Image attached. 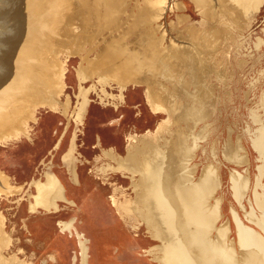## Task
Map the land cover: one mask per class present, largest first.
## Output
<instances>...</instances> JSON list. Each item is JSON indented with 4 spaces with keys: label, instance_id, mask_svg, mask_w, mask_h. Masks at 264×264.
Here are the masks:
<instances>
[{
    "label": "rangeland",
    "instance_id": "obj_1",
    "mask_svg": "<svg viewBox=\"0 0 264 264\" xmlns=\"http://www.w3.org/2000/svg\"><path fill=\"white\" fill-rule=\"evenodd\" d=\"M43 1L46 23L50 0ZM77 12L51 57L56 71L63 68L55 102L35 107L17 133L0 138V166L12 178L0 195V264H81L78 231L87 264H160L154 255L163 241L135 208L137 187L150 197L148 179L126 163L144 138L167 146L180 131L193 146L182 162L194 182L204 174L214 179L208 193L209 204L220 205L216 226L229 230L241 255L236 216L264 237L254 222L264 217L257 198L264 193V0H79ZM188 36L204 45L203 74ZM174 46L176 55L165 52ZM140 52L146 59L140 81L122 88L102 72L106 58L126 61ZM185 56L190 67L172 65ZM91 65L93 74L80 79L78 69ZM162 67L169 79L154 75ZM180 86L192 93L188 125L177 121L182 110L173 103L155 107L151 93L175 94ZM47 171L60 178L71 202L32 211L34 180ZM60 221H73V229L63 230Z\"/></svg>",
    "mask_w": 264,
    "mask_h": 264
},
{
    "label": "bare ground",
    "instance_id": "obj_2",
    "mask_svg": "<svg viewBox=\"0 0 264 264\" xmlns=\"http://www.w3.org/2000/svg\"><path fill=\"white\" fill-rule=\"evenodd\" d=\"M78 1L50 0L49 17L45 23L47 13L43 0H0V138L17 133L28 121L30 112L35 107L54 101L53 90L57 82L62 80L63 68L60 66L61 69L56 71L51 57L57 43L63 39L64 27L79 15ZM34 20L39 21L34 23ZM188 37L195 39L196 47L188 45L192 48L190 55L197 69H200L199 72L203 74L208 66L206 54L200 50L204 45L197 37ZM72 40L78 44L81 38L75 35ZM178 50V46H174L171 52H165L176 55ZM187 57H183L185 60L182 63L174 62L172 65L177 68L190 67ZM132 60H135L133 65ZM145 61L141 52L129 54L126 61L106 58V66L102 72H108L113 80L124 88L140 81L138 74ZM165 67L168 69V64H165ZM95 69L94 65H91L89 70L80 68L78 76L80 79H88ZM166 69L162 67L154 75L159 79H169ZM186 89L180 86L177 93L169 94L161 88L160 93H151L155 107H162L160 101L173 103L182 110L177 121L186 122L188 125L195 114L189 98L186 99L192 93ZM84 97L81 110L85 108L86 93ZM144 139V144L136 148V154L134 153L126 164L132 170L139 169L148 179L145 191L150 197H143V191L137 187L138 204L136 203L135 208L147 222V226L153 230V235L163 241L162 245L157 246L161 254L156 253L155 259L160 264H264V237L261 233L244 224L245 222L236 216L238 242L245 250L239 255L234 241L228 240L229 230L216 226L215 220L220 215V205H217V202L216 205L209 204L208 193L214 179L204 174L200 181L194 182L186 169L188 164L184 165L182 162L184 159L188 161L193 148L188 134L180 131L176 142L167 146L155 143L151 138ZM172 152H176L177 156L171 157ZM73 173L75 176V169ZM11 179L0 166V195L8 193ZM216 183L220 185L218 181ZM33 185L36 186V193L30 202L32 211L39 208L57 211L60 208L59 201L68 200L65 187L55 173L47 171L45 179H35ZM244 186V179L235 181L238 195H241ZM257 198L264 216V193H258ZM73 221H60V225L63 230H70L74 227ZM254 222L264 231V217H254ZM78 237L82 246L81 264H87L88 247L79 231Z\"/></svg>",
    "mask_w": 264,
    "mask_h": 264
}]
</instances>
